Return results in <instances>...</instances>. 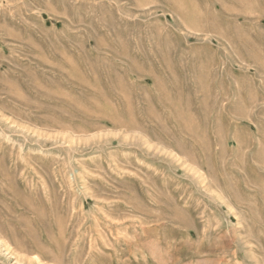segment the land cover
<instances>
[{
  "label": "rangeland",
  "instance_id": "rangeland-1",
  "mask_svg": "<svg viewBox=\"0 0 264 264\" xmlns=\"http://www.w3.org/2000/svg\"><path fill=\"white\" fill-rule=\"evenodd\" d=\"M264 264V0H0V264Z\"/></svg>",
  "mask_w": 264,
  "mask_h": 264
},
{
  "label": "bare ground",
  "instance_id": "bare-ground-1",
  "mask_svg": "<svg viewBox=\"0 0 264 264\" xmlns=\"http://www.w3.org/2000/svg\"><path fill=\"white\" fill-rule=\"evenodd\" d=\"M28 264H40L38 260H29Z\"/></svg>",
  "mask_w": 264,
  "mask_h": 264
}]
</instances>
